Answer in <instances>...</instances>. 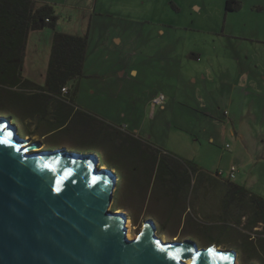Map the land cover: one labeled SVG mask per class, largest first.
Segmentation results:
<instances>
[{"label": "rangeland", "instance_id": "obj_1", "mask_svg": "<svg viewBox=\"0 0 264 264\" xmlns=\"http://www.w3.org/2000/svg\"><path fill=\"white\" fill-rule=\"evenodd\" d=\"M32 1L53 9L56 31L88 36L83 73L92 77L87 83L98 84L102 77L121 81L116 73L123 70L124 82H135L137 94L132 101L122 92L118 107L90 116L83 134L70 125L31 141L12 107L1 101L0 118L15 126L20 138L40 143L37 151L94 155L99 167L112 171L117 182L109 210L127 217L128 240L151 220L163 242L190 241L197 249L232 251L236 264H264L254 253L256 245L245 242L264 234L262 224L246 233L245 219L237 225L239 216L221 214L228 200L213 182L199 189L194 178L190 186L178 187L173 204L163 200L160 180L151 181L148 164L139 162L145 155H135L132 140L139 138L152 156L156 152L157 163L168 154L192 162L214 180L227 181L233 167L228 183L248 192L243 203L249 204L250 196L264 199V0H234L231 11L225 10L226 0ZM28 36L23 73L39 74L49 58L52 30ZM132 69L138 72L135 81ZM159 96L165 98L163 107L152 101ZM185 206L189 211L181 218ZM172 207L174 212H166Z\"/></svg>", "mask_w": 264, "mask_h": 264}, {"label": "water", "instance_id": "obj_2", "mask_svg": "<svg viewBox=\"0 0 264 264\" xmlns=\"http://www.w3.org/2000/svg\"><path fill=\"white\" fill-rule=\"evenodd\" d=\"M0 118V264H235V253L163 242L154 223L127 239L110 211L112 171L94 155L40 150Z\"/></svg>", "mask_w": 264, "mask_h": 264}, {"label": "trees", "instance_id": "obj_3", "mask_svg": "<svg viewBox=\"0 0 264 264\" xmlns=\"http://www.w3.org/2000/svg\"><path fill=\"white\" fill-rule=\"evenodd\" d=\"M236 7L237 4L234 0H226V11L234 10ZM56 26L57 17L53 9L46 4L39 5L32 0H0V86L6 85L9 80L15 83V78H20L28 35L30 32L42 31L43 29L52 30L46 74L47 83L62 86L66 82L84 77L83 68L88 36L64 34L56 31ZM132 140L135 142V155H145V160L139 162L148 164V174H151V181L152 179L160 180L162 188H165L170 182L175 186L188 187L191 185L194 176L202 171L190 161L176 160L164 153L160 155V161L157 163L158 154L156 152L152 156L151 150L145 148L144 143L139 139ZM215 177L217 178V174ZM217 180L224 184H230L228 180L224 181L219 178ZM232 187V196L236 199L238 204L236 206L240 208L238 213L234 212L233 214V217H240V222H236V224L241 225L242 219H245L244 232L246 233H248L246 230L252 231L258 224L264 226V199L250 196L249 204H244V198L247 196L249 198L248 192L242 187L234 185ZM243 212L247 213L245 217ZM240 231L242 233L243 230ZM251 239L249 237L245 242L256 245L255 250L257 252L254 253L261 256L264 263V234L257 235L254 243L251 242Z\"/></svg>", "mask_w": 264, "mask_h": 264}, {"label": "crops", "instance_id": "obj_4", "mask_svg": "<svg viewBox=\"0 0 264 264\" xmlns=\"http://www.w3.org/2000/svg\"><path fill=\"white\" fill-rule=\"evenodd\" d=\"M160 34L163 36L162 31H160ZM28 42L29 36L27 38L25 50H27ZM115 42L119 43V40L115 39ZM47 64L48 60L45 67L41 68L39 74L29 75L23 73L25 70L24 57L20 78L16 77L15 83L9 80L6 85L0 86V91L2 90L4 92L2 94L0 92V101L2 103H8V105L12 107L13 116L23 125V130L28 133L27 136L30 137L31 141L48 139L68 129L70 125H72L71 128L78 133H87L91 126L90 116L96 117V115H100L102 117L106 115L104 112L109 113L108 111L111 107L117 108L118 105L115 102L117 100L122 102L119 99L122 92L127 94V96L123 95V98L135 101L138 86L135 82H124L125 71L123 70H119L116 73L118 77L122 79L121 81L112 80L111 82L102 77L98 84L87 83L92 76L83 73L84 77L66 82V84L62 86H57L47 83ZM129 74L134 81L138 78V72L134 69L130 70ZM62 89H65V92H62ZM81 91H85L86 95L80 97ZM129 108H134V106L130 104ZM138 139L139 138H136L134 140ZM194 178L195 182L193 184L196 188L205 189L209 183L213 182L224 189V197L228 202L225 204V208L221 211V214H225V216L229 215V217L234 218V212L238 213L240 211V208L236 206L237 202L235 201V197L232 196L233 187L230 185L231 183L224 184L221 181L214 180V176L203 173L195 175ZM197 178H199L200 181ZM178 187H180V185L175 186L170 182L163 190V200H172V202L169 203L173 204V200L179 196V193L183 189L182 187L180 190ZM197 196L198 194L195 193V198H192L193 202H196ZM176 203L177 202H175V204ZM185 203L187 202H184V204ZM170 210L174 212L173 207L166 210V212ZM188 211L189 208L188 210L187 207L184 208L181 218ZM209 213L203 212L204 215ZM159 217L161 218V214ZM232 225L234 224L232 223Z\"/></svg>", "mask_w": 264, "mask_h": 264}, {"label": "built area", "instance_id": "obj_5", "mask_svg": "<svg viewBox=\"0 0 264 264\" xmlns=\"http://www.w3.org/2000/svg\"><path fill=\"white\" fill-rule=\"evenodd\" d=\"M62 92H65V89H62ZM152 101L154 102L155 105L163 107L164 102H165V98L163 96H159V97L153 99ZM234 176H235V169L232 167L229 171V174H228V180H233Z\"/></svg>", "mask_w": 264, "mask_h": 264}, {"label": "bare ground", "instance_id": "obj_6", "mask_svg": "<svg viewBox=\"0 0 264 264\" xmlns=\"http://www.w3.org/2000/svg\"><path fill=\"white\" fill-rule=\"evenodd\" d=\"M110 207V206H109ZM117 213H120V212H117ZM126 226V229L128 230L130 227H129V225H128V222H126V224H125ZM126 235H127V237L129 238V236H128V231L126 232ZM217 251V250H216ZM219 252H223V251H219ZM236 264V263H235Z\"/></svg>", "mask_w": 264, "mask_h": 264}, {"label": "snow or ice", "instance_id": "obj_7", "mask_svg": "<svg viewBox=\"0 0 264 264\" xmlns=\"http://www.w3.org/2000/svg\"><path fill=\"white\" fill-rule=\"evenodd\" d=\"M4 141H0V143H3Z\"/></svg>", "mask_w": 264, "mask_h": 264}]
</instances>
